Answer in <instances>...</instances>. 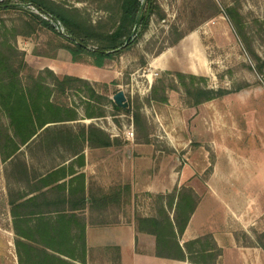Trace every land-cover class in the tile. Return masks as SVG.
Instances as JSON below:
<instances>
[{
	"label": "rangeland",
	"instance_id": "rangeland-1",
	"mask_svg": "<svg viewBox=\"0 0 264 264\" xmlns=\"http://www.w3.org/2000/svg\"><path fill=\"white\" fill-rule=\"evenodd\" d=\"M52 1L75 11L82 20L105 28L118 14L115 0ZM21 6L0 9V43L5 34L26 62L24 80L30 81V74L45 68L60 78L71 75L84 80L65 94L55 95L56 101L76 108L80 124L102 129L119 148L136 141L148 144L138 158L146 160L151 175L162 176L151 180H176V187L190 186L189 180L180 183L184 172L195 179L196 185H206L217 167L232 170L227 161L230 157L243 166L237 181L253 189L252 194L261 184L264 187V0H156L149 27L137 43L102 68L95 67L85 54L74 60L71 43L30 13L47 20L50 16L31 5ZM228 8H234L243 35L226 15ZM57 29L65 31L60 24ZM181 34L184 36L176 44H169ZM177 72L194 75L196 85L204 89H225L229 93L197 104L198 93H187L175 76ZM92 90L96 94L91 98ZM119 91L128 102L120 110L114 107ZM164 97L166 102L160 101ZM91 109L102 111L104 116H83ZM0 124L7 125L2 113ZM42 157L28 156V160L38 168L44 163ZM5 167L0 154V233L11 228ZM127 185L129 191L121 187L124 207L133 203L134 197L132 184ZM18 186L23 188L24 184L11 187L15 191ZM141 189H135L136 218L159 216V194ZM261 234L264 219L260 228H254L255 238Z\"/></svg>",
	"mask_w": 264,
	"mask_h": 264
},
{
	"label": "crops",
	"instance_id": "crops-1",
	"mask_svg": "<svg viewBox=\"0 0 264 264\" xmlns=\"http://www.w3.org/2000/svg\"><path fill=\"white\" fill-rule=\"evenodd\" d=\"M80 123L79 120L52 123V186L40 190L27 186L12 189L11 198L16 202L10 206L11 228L0 233V264H20L14 221L23 230L52 225L53 245L73 248L76 258L56 248L46 249L52 258L61 257L71 264H212L209 255L214 253L215 246L221 250L216 264H264V248L254 236V228H260L264 219V187L261 184L252 194L253 189L237 181L241 179L243 166H238L235 158L227 159L232 165L231 171L217 167L206 185H196L195 179L183 172L180 183L189 180L190 186H185L199 196L198 205L178 238L186 259L163 257L157 255L156 236L138 229L135 189L170 193L176 188V180L150 179L162 176L151 175L146 169V160L138 158L139 152L149 146L138 141L119 148L110 137H107L110 144L105 147L89 146L86 140L82 154L71 153L70 140L78 146L83 139L82 130L87 138L89 126ZM128 182L132 184L134 197L133 203L124 207L121 187L129 191ZM83 226L85 262L79 259ZM30 234L20 239L36 244V239H51ZM198 239L199 243L186 250L187 243ZM23 264H31L24 255Z\"/></svg>",
	"mask_w": 264,
	"mask_h": 264
},
{
	"label": "trees",
	"instance_id": "trees-1",
	"mask_svg": "<svg viewBox=\"0 0 264 264\" xmlns=\"http://www.w3.org/2000/svg\"><path fill=\"white\" fill-rule=\"evenodd\" d=\"M115 1L116 3L113 5L118 8V14L110 18L107 25H112L109 28L82 20L79 14H75V11L52 0H0V9L16 8L18 5V8H23L21 5L35 7L41 13L50 16V20L30 13L33 19H39L45 27L57 31L68 40L71 43L69 50L74 60H79V56L85 54L92 59V64L95 67L102 68L108 61L113 60L119 52L137 43L141 33L149 27L156 0H146L145 5L144 0ZM108 5L113 7L111 2ZM143 5L135 35L131 37L137 14ZM233 10L234 8H228L226 15L237 33L243 35V26ZM52 20L59 22L65 28L64 33L57 29V24L52 23ZM183 36L181 34L169 44H176ZM4 38L5 40L0 43V113L6 117L7 125L0 124V154L6 163L5 172L8 187H10L9 203L14 205L16 201L11 198L12 185L24 184L25 187L33 190L52 186V123L80 119V113L76 108L57 102L55 95L65 94L67 90L74 88L76 82H83L84 80L71 75L60 78L52 69L45 68L37 72L36 75L30 74V81L26 82L23 74L27 71V64L24 59L19 57L16 47L9 43L5 34ZM91 44L93 47H90ZM163 49L160 50V53ZM175 76L187 93L193 91L198 93L196 95L197 104L229 93L225 89H204L199 84L196 85L197 77L194 75L177 72ZM95 94L96 92L92 90L90 97L92 98ZM166 100V97L160 99L163 102ZM114 107L119 110L126 108L116 104ZM84 115L93 118L104 116V113L91 109V111L86 110ZM60 132L59 135L62 137ZM85 133L84 130L80 132L83 139L78 146L72 145L73 141L70 140V147L68 148L71 153L82 154L86 140L90 146L94 147H105L110 144L107 141V134L94 125H89L87 138ZM69 138L71 137L69 136ZM36 155H42L44 161V163L40 161L42 166L38 168L31 165L28 160V156ZM43 175L45 176L42 177ZM21 196L24 197L25 194L23 193ZM157 196L162 206L160 215L137 217L138 229L156 236L157 255L184 260L186 254L180 246L178 238L184 233L198 205L199 196L191 187L187 188L186 186L176 187L166 195L159 194ZM164 199L167 200L165 203L163 202ZM13 227L17 235L16 247L20 264H23V255L26 260L31 261V264H71L61 257L52 258V253L46 249L56 248L52 243V225L37 230L31 229V227L29 230H23L19 229V225L14 221ZM40 229H43L41 233ZM30 232L33 235L41 234L40 236L51 237V239H36L38 245L20 239L21 236L27 238L31 236ZM263 238L264 234L257 236V243L264 248ZM200 241L198 239L187 243L186 250ZM81 246L82 251L79 259L85 262V226L82 227L81 231ZM56 250L76 258V251L73 248H56ZM220 253L221 250L215 246L214 253L209 255L212 264H216V259Z\"/></svg>",
	"mask_w": 264,
	"mask_h": 264
},
{
	"label": "water",
	"instance_id": "water-1",
	"mask_svg": "<svg viewBox=\"0 0 264 264\" xmlns=\"http://www.w3.org/2000/svg\"><path fill=\"white\" fill-rule=\"evenodd\" d=\"M146 0H144V4H145ZM143 7L144 5L141 7V9L139 10L138 14H137V17H136V20H135V28H134V31L131 35V37H133L135 35V31L137 29V26L139 24V19H140V16H141V13H142V10H143ZM128 43V41H127ZM114 101L116 102L117 105L119 106H122V107H127L128 106V102H127V99H126V96L124 94L123 91H119L115 96H114Z\"/></svg>",
	"mask_w": 264,
	"mask_h": 264
},
{
	"label": "built area",
	"instance_id": "built-area-1",
	"mask_svg": "<svg viewBox=\"0 0 264 264\" xmlns=\"http://www.w3.org/2000/svg\"><path fill=\"white\" fill-rule=\"evenodd\" d=\"M57 24L59 25L60 23L58 22Z\"/></svg>",
	"mask_w": 264,
	"mask_h": 264
}]
</instances>
